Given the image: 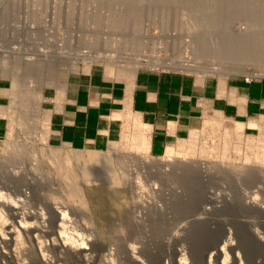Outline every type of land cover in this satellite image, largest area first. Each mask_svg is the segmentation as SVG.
Listing matches in <instances>:
<instances>
[{
    "label": "rangeland",
    "instance_id": "374dc122",
    "mask_svg": "<svg viewBox=\"0 0 264 264\" xmlns=\"http://www.w3.org/2000/svg\"><path fill=\"white\" fill-rule=\"evenodd\" d=\"M108 1L0 0V85L8 89L0 96V264H264V243L252 234L264 236V110L254 108L252 115L236 110L233 117L223 108L208 112L161 154L150 150V141L148 150L141 151L146 147L141 148L140 136L150 137V126L136 114L122 115V134L99 148L78 147L61 138L50 114L56 84L95 70L100 81L102 73L118 79L139 70L264 81V44L259 52L247 50L255 34L264 33V7H256L257 20L244 14L230 18L227 31L248 45L226 54L213 42L216 23L200 16L204 24H191L183 1L154 0L155 5L183 6L154 11L147 4L150 10L134 25L125 21L124 1ZM195 26L209 36L203 39ZM201 40L212 45L209 51L199 45ZM27 61L55 63L54 75H32L23 67ZM248 74L254 76L250 81ZM37 92L39 96L32 95ZM251 120H256L255 128L247 126ZM237 122L244 123L242 135ZM169 148L180 154L183 167L175 159L167 166ZM196 162L211 168L194 174L196 191L189 184L190 191L182 176L197 171L192 166ZM243 167L255 170L250 184L240 179ZM189 194L200 198L192 197L197 206H188ZM207 223L217 237L197 230ZM241 230H250L254 238ZM217 244L225 246L224 252L217 251Z\"/></svg>",
    "mask_w": 264,
    "mask_h": 264
},
{
    "label": "crops",
    "instance_id": "0c3cea01",
    "mask_svg": "<svg viewBox=\"0 0 264 264\" xmlns=\"http://www.w3.org/2000/svg\"><path fill=\"white\" fill-rule=\"evenodd\" d=\"M94 74L100 72L69 76L50 94L54 132L78 147L99 148L101 143L117 140L125 124L121 116L126 113L138 115L150 126L149 148L161 154L169 143L188 135L208 112L223 108L233 117L236 110L241 115H252L254 108L264 110V81L145 70L124 73L118 79L102 73L103 79L97 81ZM3 86L0 96L8 90ZM220 101L226 106H219Z\"/></svg>",
    "mask_w": 264,
    "mask_h": 264
},
{
    "label": "bare ground",
    "instance_id": "6f19581e",
    "mask_svg": "<svg viewBox=\"0 0 264 264\" xmlns=\"http://www.w3.org/2000/svg\"><path fill=\"white\" fill-rule=\"evenodd\" d=\"M106 1H108V0H106ZM122 1H124L123 3H125L126 4V9L128 10V12L126 13V15L125 14H122V15H125L124 16V18H127L125 21H127V23L129 24H135V23H137V22H139L138 21V19L140 18V16H142V14H146L147 13V10H150L149 8H147L148 6H151V7H153V10L155 11L156 9L158 10V8H164L165 10L167 9L168 11H171L172 9H174V8H177V6H181V2H180V4H178V5H175V6H173L172 4H169L168 3V5H166V4H163V3H161V4H158V5H155V4H152V2L154 1V0H150V1H148V2H146V3H143L142 1H137V0H122ZM162 1H164V0H162ZM177 1H183L182 2V4H184L188 9H189V14H188V20H189V22L191 23V24H194V25H202V24H204V22H202V21H204V20H206V21H210V22H215L216 23V25H217V29L216 28H214L215 30H216V36H213V37H215V39H214V41L213 42H215V46H216V49L217 50H220V49H224L222 52L223 53H226V54H233V53H239L238 51H243L244 49H247L246 48V46L248 45V43H246V41H244L243 39H239V38H236V37H234L233 35L234 34H232V35H230V33L227 31V23L230 21V18L232 17V16H234V15H238V14H244V15H246V16H249V17H251V18H253L254 16H257V15H259V12L258 13H256L255 14V11H256V7H264V4L263 5H260V4H254L253 2V4H247V3H232V1H223L222 2V0H221V2L220 3H210V2H199V1H196V0H177ZM204 1V0H203ZM208 1V0H207ZM212 1V0H211ZM214 1V0H213ZM219 1V0H218ZM236 1V0H235ZM248 1V0H247ZM251 1V0H250ZM254 1V0H253ZM74 2V1H73ZM109 2V1H108ZM150 2V3H149ZM234 2V1H233ZM237 2H239V1H237ZM59 3V2H58ZM120 3H121V1H120ZM175 3V2H174ZM124 4V5H125ZM147 4H148V6H147ZM157 4V3H156ZM183 6V5H182ZM181 6V7H182ZM184 6V7H185ZM58 8V7H57ZM164 9H163V11H164ZM159 11V10H158ZM151 12V11H150ZM175 12H176V10H175ZM152 13V12H151ZM171 13V12H170ZM115 14V13H114ZM117 14V13H116ZM144 14V15H145ZM162 14V13H161ZM120 14H118L117 16H119ZM121 16V15H120ZM200 16H202V18L203 19H201L202 21H199L198 20V18L197 17H200ZM178 17V16H177ZM118 18V17H117ZM185 18V17H184ZM122 19V18H121ZM258 19V16L256 17V19L255 20H257ZM60 20V19H59ZM255 20H253V21H255ZM194 21H196V22H194ZM198 21V22H197ZM126 23V24H127ZM181 23V22H180ZM187 23V22H186ZM189 24V23H188ZM196 27L195 26V29H196V31H197V33H198V35H200V36H203V39L204 38H206L207 36H209V35H207V34H205L204 33V30L203 29H201L200 27ZM115 27V26H114ZM127 27V26H126ZM230 31V30H229ZM95 32V31H94ZM101 32V31H100ZM218 35H219V37H218ZM255 38H254V42H253V47H250V46H252L251 44H250V48H248L247 50H258V52H259V49H258V47H260L261 46V48L263 47L262 45L264 44V33H262V34H260V33H257V34H255ZM98 37V36H97ZM196 37V36H195ZM202 39V38H201ZM216 40V41H215ZM202 41V40H201ZM205 41V40H204ZM207 41V40H206ZM253 41V40H252ZM208 42V41H207ZM248 42H250V41H248ZM206 42H204L203 43V41H202V43H198L199 45H201L202 47H204V49L205 50H207V51H209L210 49V46H212V45H209V44H205ZM209 43V42H208ZM229 46H231L232 48H230ZM261 48H260V50H261ZM264 48V47H263ZM209 49V50H208ZM257 52V53H258ZM205 53H206V51H205ZM62 54V53H61ZM256 54V53H255ZM258 55V54H257ZM101 56V55H100ZM32 58V57H31ZM20 60V59H19ZM28 60V59H27ZM17 63V62H16ZM18 64V63H17ZM25 64V65H24ZM48 64V63H47ZM47 64H45V63H39V62H35L34 61V63L33 62H29V61H27V62H24L23 63V67L24 68H26V71L27 72H29V73H31L32 75H36V77L37 76H39L40 77V74H42V75H44V74H49V75H54V65H52V64H55V63H50V65H47ZM20 65V64H19ZM22 66V65H21ZM20 66V67H21ZM252 73V72H251ZM256 74V73H255ZM42 75H41V77H42ZM256 75H258V74H256ZM262 75V74H261ZM201 76V75H200ZM248 76H252L251 74L249 75L248 74ZM46 78V77H45ZM53 78V77H52ZM132 78V77H131ZM16 82V81H15ZM19 83V82H18ZM17 83V84H18ZM16 84V85H17ZM63 90V89H62ZM36 91V90H35ZM234 91V90H233ZM32 92V91H31ZM27 94H30L29 92L27 93ZM33 96H35L36 97V95L37 96H39L38 95V92L37 93H35V94H32ZM25 96H27V95H25ZM233 97V96H232ZM35 99V98H34ZM58 105V104H57ZM3 109V108H2ZM21 110V109H20ZM4 111V110H3ZM10 114V113H9ZM13 114V113H12ZM129 115V114H128ZM220 115V114H219ZM130 117V116H129ZM216 117V116H215ZM132 118V117H131ZM134 118V117H133ZM221 118V117H220ZM219 118V119H220ZM136 119V118H135ZM210 119V118H209ZM218 120V119H217ZM210 121H216V120H210ZM220 121V120H219ZM132 122V121H131ZM133 122L135 123V120L133 119ZM132 122V123H133ZM137 122V121H136ZM139 122V121H138ZM142 124V123H141ZM205 124V123H204ZM214 124V123H213ZM237 124H239L238 125V130L237 131H240V134L242 135V132H243V128H244V123H242V122H237ZM257 123H256V120H251L250 122H249V125H247V126H250V127H254L255 125H256ZM23 125V124H22ZM144 125V124H143ZM205 126V125H204ZM259 126V125H258ZM147 127V126H146ZM146 127H144L145 129H146ZM255 128V127H254ZM142 129V128H141ZM141 129H139V131L141 130ZM147 129H148V127H147ZM221 129V128H220ZM143 131V130H142ZM146 131V130H145ZM197 131V130H196ZM199 132H202V131H199ZM141 133V132H140ZM143 133V132H142ZM229 133V132H228ZM47 134V133H46ZM141 135V134H140ZM45 136V135H44ZM123 136V135H122ZM42 138V137H41ZM139 138V137H138ZM141 138V139H140ZM140 144H141V148L143 147H146L145 149H143V150H141V151H147L148 150V141L150 140L149 138L150 137H148L147 135H146V133L143 135V136H140ZM138 143V144H139ZM25 144V143H24ZM139 144V145H140ZM138 145V146H139ZM137 146V147H138ZM148 146V147H147ZM14 149H16V148H14ZM12 150V149H11ZM145 151V152H146ZM18 152V151H17ZM139 152V151H138ZM20 153V152H19ZM23 153V152H22ZM140 153V152H139ZM138 153V154H139ZM11 154V153H10ZM18 154V153H17ZM16 154V155H17ZM167 156H170V159L168 158V159H165L166 160V164H168L167 166H169V165H172V163H171V160H174L175 159V161H176V163H178V164H180V166L181 167H183L184 166V163H181V160L180 159H178V155H180V154H178V153H176V152H174L171 148H169L168 149V151H167ZM178 154V155H177ZM8 155H9V153H8ZM15 155V154H14ZM19 155V154H18ZM35 155V154H34ZM20 156V155H19ZM16 157V156H15ZM142 157V156H141ZM148 157V156H147ZM20 158H22V157H20ZM19 160V159H18ZM143 160L144 161H142V162H144V163H146L145 162V160L146 159H144L143 158ZM161 160H163L164 161V159H161ZM5 161V160H4ZM170 161V162H169ZM175 161H172L173 163L175 162ZM147 162H149L148 161V159H147ZM4 163V162H3ZM34 164V163H33ZM176 166V165H175ZM175 166H171V168H175ZM185 166H186V164H185ZM197 171H191V172H189V173H187V172H185L183 175L185 176H182V179L184 180H186V181H189V182H187V185H188V187H189V190H190V185H191V187L193 188V190H194V187H193V185H192V183H193V177H194V174L195 173H206V172H209V170H210V168L211 167H209V165H208V163L206 162H196L195 163V165L193 164L192 165ZM180 168V167H179ZM169 169V168H168ZM167 169V172L168 171H170L171 173H173V170L171 171V170H168ZM166 169H163V171L165 172V173H167L166 171H165ZM176 169H174V171H175ZM241 170L243 171V174H242V177H240V179L241 180H243V181H245L246 183H248V184H250L252 181H253V178H254V175H255V173H254V169L252 168V167H248V169H246V168H241ZM162 171V172H163ZM11 172V171H10ZM9 173V172H8ZM14 173V172H13ZM164 173V174H165ZM22 174V173H21ZM189 174V175H188ZM136 175V174H135ZM168 175V174H167ZM170 175V174H169ZM168 175V176H169ZM199 175H202V174H199ZM142 176V175H141ZM39 177V176H38ZM137 177V176H136ZM139 177V176H138ZM155 177H157V176H155ZM174 177V176H173ZM180 177H181V175H180ZM46 178V177H45ZM133 178H134V176H133ZM169 178H171V177H169ZM168 178V179H169ZM175 178H176V175H175ZM178 178H179V175H178ZM193 178V179H192ZM204 178V177H203ZM7 179V178H6ZM23 179V178H22ZM21 179V180H22ZM136 179V178H135ZM181 179V180H182ZM165 180V179H164ZM164 180H163V182H164ZM195 180H201V178H200V176H198V177H195ZM138 181V183H140L139 182V180H137ZM177 181V180H176ZM205 181V180H204ZM190 184V185H189ZM142 185V184H141ZM139 186H140V184H139ZM155 186V185H154ZM168 186V185H167ZM170 186V185H169ZM258 186V185H257ZM142 187H144V186H142ZM157 187V185L154 187V188H156ZM176 187V186H175ZM248 187V186H247ZM258 187H260V186H258ZM167 189V188H166ZM199 189H202L201 187L199 188ZM192 190V191H193ZM191 191V190H190ZM194 191H196V190H194ZM20 192V191H19ZM188 193V192H187ZM193 192H191V194H192ZM0 195H2V194H0ZM195 195V194H194ZM2 197V196H1ZM188 197V198H187ZM192 197H195V196H193V195H186V199L189 201V200H191V202H189L191 205H188V206H190V207H195V206H197V204L194 202V201H192ZM195 198H197V199H200L199 197H195ZM215 199V198H214ZM211 200H209V202H210ZM14 202V201H13ZM144 202V201H143ZM212 202V201H211ZM251 203H253V202H251ZM251 203H250V205H251ZM17 205V204H16ZM26 205V204H25ZM167 205V204H166ZM234 205H236V204H234ZM253 205H255V204H253ZM257 205V204H256ZM237 207L239 206V204L238 205H236ZM236 206H234L235 207V209L237 208ZM258 206V205H257ZM257 206H254V207H256V208H258ZM254 207H252V209L254 210ZM261 207V206H260ZM263 207V206H262ZM250 209H251V207H249ZM249 208H247L248 210H250ZM56 209V208H55ZM234 209V210H235ZM238 209V211L241 209V207H240V209L239 208H237ZM243 210L245 209V208H242ZM251 209V210H252ZM260 209V208H259ZM262 209V208H261ZM260 209V210H261ZM233 210V211H234ZM260 210H258V211H260ZM13 211H14V209H13ZM61 211V210H60ZM241 211V210H240ZM240 211H239V213H240ZM247 211V210H246ZM257 211V212H258ZM262 211V210H261ZM52 212V211H51ZM54 212V211H53ZM58 212V211H57ZM56 212V213H57ZM236 212V211H235ZM234 212V213H235ZM242 213H243V211H241ZM254 211H252V213H253ZM256 212V213H257ZM64 213V212H63ZM233 213V214H234ZM258 213H260V212H258ZM263 213V212H262ZM55 214V213H54ZM66 214V213H65ZM236 214V213H235ZM235 214L233 215V216H235ZM244 214L245 215H243L244 217H246L247 218V215H246V212H245V210H244ZM248 214V213H247ZM264 214V213H263ZM238 215V214H237ZM251 215V214H250ZM67 216V215H66ZM239 216V215H238ZM249 216V215H248ZM252 216H254V215H252ZM264 216V215H263ZM5 217V216H4ZM15 217V216H14ZM50 217H51V215H50ZM62 217V216H61ZM240 217H241V219L243 220L244 218H242V215H240ZM59 218V217H58ZM64 218V217H63ZM252 218V217H251ZM60 220H62V219H60ZM65 220V219H64ZM1 221V220H0ZM54 221V220H53ZM239 221H240V219H239ZM245 221V220H244ZM248 221V220H247ZM251 221V220H250ZM41 223V222H40ZM54 223V222H53ZM32 224V223H31ZM240 224H241V221H240ZM243 224V223H242ZM241 224V225H242ZM247 226H250L251 224L253 225V223H251L250 224V222L248 221L247 223ZM248 224H250V225H248ZM31 226V225H30ZM50 226V225H49ZM48 226V227H49ZM240 226V225H239ZM245 226V225H244ZM247 226H246V228H247ZM254 226H255V224H254ZM33 227V226H32ZM31 227V228H32ZM35 227V226H34ZM41 227V226H40ZM39 227V228H40ZM43 227V226H42ZM251 227V226H250ZM253 227V226H252ZM1 228V227H0ZM22 228V227H21ZM37 227H35V229H36ZM60 228V227H59ZM242 229H243V227H241ZM240 227H239V229H241ZM254 228V227H253ZM8 229V228H7ZM12 229V228H11ZM10 229V230H11ZM34 228H32V230H33ZM38 229V228H37ZM36 229V230H37ZM46 229V228H45ZM44 229V230H45ZM52 229V228H51ZM245 229V228H244ZM10 230H9V232H10ZM13 230V229H12ZM31 230V229H30ZM35 230V231H36ZM202 235H203V233H204V235H211L212 234V232L214 233V235H213V237H217L219 234H218V232H217V234H216V232L214 231V229H212V227L211 226H209L208 225V223L207 224H205L202 228H200V230H199V228L197 229ZM248 230V229H247ZM251 230V229H250ZM250 230H249V232L248 233H251L250 232ZM256 230V229H255ZM5 231V230H4ZM4 231L3 232H1V233H4ZM38 231H39V229H38ZM198 231H196L195 230V232L197 233ZM246 231V230H245ZM245 231L243 230V232H244V236L245 237H247V238H249V237H252L250 234L248 235V233H246L245 234ZM253 231H254V229H253ZM8 232V233H9ZM13 232H14V230H13ZM195 232H194V234H195ZM198 232V233H199ZM239 232H242V230L241 231H239ZM242 232V233H243ZM7 233V232H6ZM12 233V232H11ZM36 233V232H35ZM58 233H59V231H58ZM199 233V234H200ZM206 233V234H205ZM242 233H240V234H242ZM15 234V233H14ZM20 234V233H19ZM56 234V233H55ZM199 234H197V235H199ZM239 233H238V235H240ZM252 234H253V236H255L256 237V240H258L259 242H263L264 243V236H260L259 235V233H258V231H255V232H252ZM59 235V234H58ZM62 235V234H61ZM197 235H196V237H197ZM217 235V236H216ZM248 235V236H247ZM16 236V235H15ZM17 236H19V235H17ZM68 236V235H67ZM71 236V235H70ZM4 237V236H3ZM2 237V238H3ZM14 237V236H13ZM73 238V237H72ZM195 238V237H194ZM193 238V239H194ZM198 238V237H197ZM219 238V237H218ZM217 238V239H218ZM230 238L231 237H228L226 240H225V242H230ZM254 237H252V239H253ZM65 239V238H64ZM196 239V238H195ZM250 239V238H249ZM38 240V239H37ZM67 240V239H66ZM65 240V241H66ZM219 240V239H218ZM217 240V241H218ZM221 240V239H220ZM240 240H241V238H240ZM248 240V239H247ZM69 241V240H68ZM74 241V240H73ZM43 242V241H42ZM63 242V241H62ZM72 242V241H71ZM166 242V241H165ZM168 242V241H167ZM247 242V241H246ZM38 243V242H37ZM76 243V242H75ZM163 243H164V241H163ZM65 244V243H64ZM71 244V243H70ZM216 244V243H215ZM223 245H224V243H223ZM39 246V245H38ZM66 246V245H65ZM217 246V248H218V244L216 245ZM171 247H172V245H171ZM225 246H222L221 248H218V252L219 253H222V252H224V250H225V248H224ZM234 251V250H233ZM219 253H218V255H219ZM217 254V253H216ZM34 255V254H33ZM218 257V256H217Z\"/></svg>",
    "mask_w": 264,
    "mask_h": 264
},
{
    "label": "built area",
    "instance_id": "2783aa9c",
    "mask_svg": "<svg viewBox=\"0 0 264 264\" xmlns=\"http://www.w3.org/2000/svg\"><path fill=\"white\" fill-rule=\"evenodd\" d=\"M250 72H253V71H250ZM250 72H249V73H250ZM256 74H258V73H256ZM261 74H262V73H261ZM251 77H254V76H248V75H247V78H246L247 81H250V80H251Z\"/></svg>",
    "mask_w": 264,
    "mask_h": 264
}]
</instances>
